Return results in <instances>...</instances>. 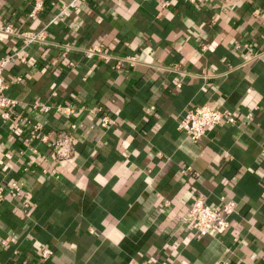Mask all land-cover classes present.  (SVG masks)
Here are the masks:
<instances>
[{
  "label": "crops",
  "instance_id": "obj_1",
  "mask_svg": "<svg viewBox=\"0 0 264 264\" xmlns=\"http://www.w3.org/2000/svg\"><path fill=\"white\" fill-rule=\"evenodd\" d=\"M69 1L0 0L15 31H44L0 32V56L25 54L3 70L16 101L0 110V264H264V0H78L58 17ZM201 103L237 121L191 140L178 122ZM197 195L235 200L224 231L190 228Z\"/></svg>",
  "mask_w": 264,
  "mask_h": 264
},
{
  "label": "built area",
  "instance_id": "obj_2",
  "mask_svg": "<svg viewBox=\"0 0 264 264\" xmlns=\"http://www.w3.org/2000/svg\"><path fill=\"white\" fill-rule=\"evenodd\" d=\"M78 0H70L69 2L62 3L60 9L57 13L58 17H62L67 13V10L76 5ZM167 0L163 1V4H168ZM41 6L40 2H36L29 12L30 16H34L36 10ZM0 32H5L17 36H21L25 44L32 41H39L44 39L43 30H24V31H15L12 24L9 21L0 18ZM87 55L99 54L101 56H106L102 51V48L99 45H93L85 49ZM258 51H252L251 48L248 50V53L245 55L246 58L250 56L257 55ZM15 59L25 60V54L20 51V49L13 52L5 53L0 56V110H3L1 114L4 116L8 115L9 107L15 103V99L11 96H8L5 93L7 88V83L3 74L5 66ZM122 61H125L129 64H134L137 62L135 56L127 55L124 57L117 58V64H121ZM176 85H180V82H177ZM36 105V104H35ZM42 110H48L49 105L43 104L39 106ZM55 111L69 113L71 111L70 106L63 104H56L54 106ZM107 119L102 121V124L107 123ZM237 121L236 115L229 109H220L217 107H212L207 103H201L196 105H190L187 107L184 115L179 119L178 126L182 129L188 138L191 140H198L205 132L206 128L215 124L221 123H234ZM71 127L74 124H70ZM31 136L38 137L41 140H47L48 134L43 132H38V125L34 124L31 131ZM55 154L58 158L70 157L74 151V135L72 132L67 130H60L55 134L51 139ZM187 169H190L188 166ZM10 187L19 193L18 182L12 180L9 183ZM4 197V186L0 183V199ZM235 209V200L232 198H227L222 200L221 206H213L208 201L204 195H197L191 202L190 207L186 214V219L189 222L191 229L196 231L200 235H204L207 232H222L229 226V215ZM52 249L49 246H44L40 252L39 259L43 260L52 254ZM219 264H228L225 261H220Z\"/></svg>",
  "mask_w": 264,
  "mask_h": 264
}]
</instances>
